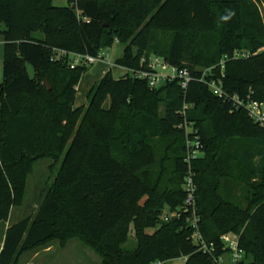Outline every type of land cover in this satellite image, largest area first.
<instances>
[{
  "label": "trees",
  "instance_id": "16d2710c",
  "mask_svg": "<svg viewBox=\"0 0 264 264\" xmlns=\"http://www.w3.org/2000/svg\"><path fill=\"white\" fill-rule=\"evenodd\" d=\"M67 3L0 0V221L9 222L23 207L36 163L53 161L54 176L36 215L10 224L0 264H17L22 254L75 239L94 250L102 264L179 259L217 264L194 243L189 214L183 212L160 227L148 212L144 228L155 232L138 229V248L123 249L133 217L185 205L186 135L180 128L185 123L203 144L193 170L204 239L216 245L218 258L222 236L239 235L246 254L241 264H264V130L245 111H233L198 81L186 91L178 82L154 90L131 74L117 80L112 71L92 88L88 106L75 108L77 88L92 66L72 70L69 59H55V51L95 57L118 40L123 54L116 65L128 70H139L150 55L195 77L213 68L220 75L223 62L225 91L264 103V0ZM166 33L173 37L164 48ZM237 53L250 56L235 58ZM161 146L167 157L159 161ZM258 157L261 168L254 164ZM170 159L173 177L160 191L164 161ZM158 163L161 174L155 179ZM240 183L247 187L243 201L234 196Z\"/></svg>",
  "mask_w": 264,
  "mask_h": 264
},
{
  "label": "rangeland",
  "instance_id": "374dc122",
  "mask_svg": "<svg viewBox=\"0 0 264 264\" xmlns=\"http://www.w3.org/2000/svg\"><path fill=\"white\" fill-rule=\"evenodd\" d=\"M67 0H55L54 5L56 7H65L67 6ZM264 17V8L261 9ZM173 33H166L161 36V40L164 48H167L172 40ZM123 54V47L115 45L109 51V59L111 64H95L91 67L88 75H84L80 81V84L77 88V96L75 107L80 108L82 106H88L89 104V93L92 88L98 84L105 74L109 71H112V74L115 79H119L124 75V71L116 65V61L121 58ZM3 58H4V42L3 36L0 35V84L3 81ZM28 72L31 77H33L34 72L31 67H28ZM165 105L161 106V113L164 114ZM264 153V152H263ZM165 146L158 148V157L161 161L166 156ZM254 164L257 168H261L263 164L260 157L254 160ZM53 165L51 160H43L36 163L32 174L29 176L27 190H26V199L23 207L17 208L13 211L10 222L15 224L20 222L28 217H34L45 198L48 188L53 182L54 176L50 171V167ZM164 165L166 169L162 172L161 183L159 186L160 191H163L168 185V180L173 177L174 163L173 160H165ZM154 178L157 179L161 174L160 165L158 163L152 169ZM247 187L244 183L235 185L234 196L238 201H243V198L246 195ZM148 200L145 198L141 205L144 210V204ZM243 203V202H242ZM142 211L136 217H133L131 220V232L129 236V241L127 245L123 246L124 251L132 252L136 250L139 246V235L137 233L138 229H141L148 234H153L155 228H144L146 219L148 217V212L151 217H156L157 227L162 226L166 222L164 217H172L173 220H177L174 216V211H172L168 206H164L163 210L157 215V209L150 211ZM179 210V209H178ZM168 223V222H167ZM7 231V223L5 221H0V248L3 247L5 242V236ZM53 250L51 252H46V249H40L37 251L29 252L20 255L17 264H102L101 257L94 252L91 248L81 243L79 240L75 239L71 243H67L64 247L58 242L51 244ZM1 253V251H0ZM251 257L247 259V262H250ZM187 259H179L170 262L169 264H186Z\"/></svg>",
  "mask_w": 264,
  "mask_h": 264
},
{
  "label": "built area",
  "instance_id": "2783aa9c",
  "mask_svg": "<svg viewBox=\"0 0 264 264\" xmlns=\"http://www.w3.org/2000/svg\"><path fill=\"white\" fill-rule=\"evenodd\" d=\"M116 45H119L118 40ZM110 49L102 50L97 56L78 55L69 53L67 51H55V59H69L70 67L72 70L77 67H89L98 63H108ZM249 53H237L235 58H248ZM220 75L215 74V68L209 69L203 72L200 77H195L193 73L184 68H179L171 65L166 59L150 55L145 56L141 61V68L139 70H128L127 74H131L133 77L148 82L152 89H160L166 86L168 83L178 82L180 87L186 91L189 85L198 81L208 87L210 92L219 98L220 100L229 102L233 111H245L249 119L258 127L264 130V103L254 101L251 99H243L238 95H230L224 89V65L221 63ZM183 128L186 135V157L184 163L187 166V175L184 182V191L186 193L185 205L182 209L174 211L176 219H180L181 213L189 214L187 222L192 229V239L199 250L203 253L210 255L215 259L217 264H241L246 254L240 246V236L235 234H227L222 236V250L223 255L216 257L217 247L215 244L207 243L201 232L200 217L198 215L197 208V184L196 174L193 170V164L195 161L203 156V144L198 132L193 126L185 123L180 126ZM172 217H164V221H172ZM161 264V263H154Z\"/></svg>",
  "mask_w": 264,
  "mask_h": 264
},
{
  "label": "crops",
  "instance_id": "0c3cea01",
  "mask_svg": "<svg viewBox=\"0 0 264 264\" xmlns=\"http://www.w3.org/2000/svg\"><path fill=\"white\" fill-rule=\"evenodd\" d=\"M54 2H55V0H54ZM3 42H4V40H3ZM98 64H105V65H110V64H108V63H98ZM121 68V67H120ZM123 71H124V75L122 76V77H124L126 74H127V71H126V69H124V68H121ZM108 73V72H107ZM106 73V74H107ZM89 73H86L85 75H88ZM105 74V75H106ZM121 77V78H122ZM120 79V78H119ZM118 80V79H117ZM83 107V106H82ZM76 108V107H75ZM7 223V229L9 228V226H10V224H12L10 221L9 222H6ZM73 241V240H72ZM72 241H70V243L72 242ZM4 245V244H3ZM2 249H3V247L1 246V248H0V251H2ZM53 250V247L52 246H50V247H48L47 249H46V252H51Z\"/></svg>",
  "mask_w": 264,
  "mask_h": 264
},
{
  "label": "water",
  "instance_id": "95a60500",
  "mask_svg": "<svg viewBox=\"0 0 264 264\" xmlns=\"http://www.w3.org/2000/svg\"><path fill=\"white\" fill-rule=\"evenodd\" d=\"M46 86H47L48 90H50V86H49L48 82H46Z\"/></svg>",
  "mask_w": 264,
  "mask_h": 264
}]
</instances>
